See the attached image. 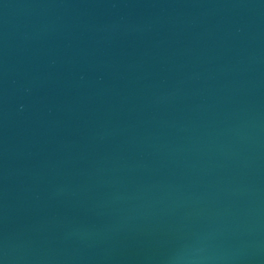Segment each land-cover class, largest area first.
I'll list each match as a JSON object with an SVG mask.
<instances>
[{
    "label": "water",
    "instance_id": "95a60500",
    "mask_svg": "<svg viewBox=\"0 0 264 264\" xmlns=\"http://www.w3.org/2000/svg\"><path fill=\"white\" fill-rule=\"evenodd\" d=\"M0 264H264V0H0Z\"/></svg>",
    "mask_w": 264,
    "mask_h": 264
}]
</instances>
